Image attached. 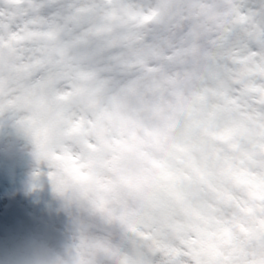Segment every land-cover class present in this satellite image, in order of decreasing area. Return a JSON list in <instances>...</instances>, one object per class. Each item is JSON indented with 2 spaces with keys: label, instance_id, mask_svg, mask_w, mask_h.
<instances>
[{
  "label": "clouds",
  "instance_id": "1",
  "mask_svg": "<svg viewBox=\"0 0 264 264\" xmlns=\"http://www.w3.org/2000/svg\"><path fill=\"white\" fill-rule=\"evenodd\" d=\"M0 264H264V0H0Z\"/></svg>",
  "mask_w": 264,
  "mask_h": 264
}]
</instances>
